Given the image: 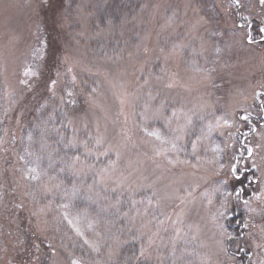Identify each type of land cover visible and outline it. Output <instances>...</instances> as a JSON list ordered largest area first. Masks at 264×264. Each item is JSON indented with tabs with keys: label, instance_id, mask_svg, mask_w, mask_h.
I'll return each mask as SVG.
<instances>
[{
	"label": "rangeland",
	"instance_id": "1",
	"mask_svg": "<svg viewBox=\"0 0 264 264\" xmlns=\"http://www.w3.org/2000/svg\"><path fill=\"white\" fill-rule=\"evenodd\" d=\"M4 153L0 264H264V3L0 0Z\"/></svg>",
	"mask_w": 264,
	"mask_h": 264
},
{
	"label": "trees",
	"instance_id": "2",
	"mask_svg": "<svg viewBox=\"0 0 264 264\" xmlns=\"http://www.w3.org/2000/svg\"><path fill=\"white\" fill-rule=\"evenodd\" d=\"M255 25V29H258V23H255L254 24ZM40 29H41V31L42 30H44L45 31V26L44 25H41V27H40ZM253 29V28H252ZM46 77V76H45ZM21 113H24V111H22L21 110ZM25 126H27V125H24L20 130L22 131V129L25 127ZM3 156H5V153L3 154V155H1L0 157H3ZM1 181V180H0ZM245 182H246V178L245 179H237L236 180V183H235V187L237 188V187H243L244 189H246V185H245ZM5 189L2 187V182H0V197H1V195L2 194H4V193H2L3 191H4ZM12 206V210H14L15 211V205H11ZM228 222H230V221H228ZM39 239V237L37 236V237H32V236H29V238H28V240L30 241V242H32L36 247H38L39 248V250H41L42 249V247H43V250H42V252H43V254H48V253H51V250L52 249H50V247H44V246H42L41 245V243L39 242V241H37ZM43 241H44V243L45 244H47L46 243V240L45 239H43ZM240 254V256L238 257V263L237 264H247V261H248V256H247V254L246 253H239Z\"/></svg>",
	"mask_w": 264,
	"mask_h": 264
},
{
	"label": "snow or ice",
	"instance_id": "3",
	"mask_svg": "<svg viewBox=\"0 0 264 264\" xmlns=\"http://www.w3.org/2000/svg\"><path fill=\"white\" fill-rule=\"evenodd\" d=\"M262 3H264V0H261Z\"/></svg>",
	"mask_w": 264,
	"mask_h": 264
}]
</instances>
